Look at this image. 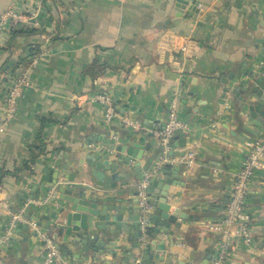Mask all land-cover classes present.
I'll use <instances>...</instances> for the list:
<instances>
[{"label": "crops", "instance_id": "0c3cea01", "mask_svg": "<svg viewBox=\"0 0 264 264\" xmlns=\"http://www.w3.org/2000/svg\"><path fill=\"white\" fill-rule=\"evenodd\" d=\"M25 2L33 0H0V14ZM200 2L192 13L191 0H43L45 27L16 29L0 47V77L23 68L28 80L10 121L0 103V238L13 213L24 218L1 241L0 264H39L43 232L71 264H134L139 252L145 264H264V166L249 185L253 243L234 237L224 251L213 229L227 215L246 141L264 136V108L256 109L253 92L264 86V0ZM176 91L188 127L164 152L153 132L166 123ZM97 92L130 123L107 121L91 99ZM134 145V161L110 168ZM89 153L101 164L100 185L77 171ZM150 173L147 194L168 187L180 225L149 221L148 205L143 245L129 218L136 208L137 223L144 214L138 186ZM61 185L96 194L110 216L106 227L97 229L94 217L78 242L65 239L57 226Z\"/></svg>", "mask_w": 264, "mask_h": 264}, {"label": "built area", "instance_id": "2783aa9c", "mask_svg": "<svg viewBox=\"0 0 264 264\" xmlns=\"http://www.w3.org/2000/svg\"><path fill=\"white\" fill-rule=\"evenodd\" d=\"M29 3L30 2H25L18 7H9L0 14V47L6 44L7 40L11 37L12 32L16 29H43L45 27V24L40 17L43 0H33L31 5H29ZM197 7L198 9H201L202 7L200 0ZM180 49L184 50L185 48L184 46H181ZM260 66L264 69V58L261 60ZM27 83V72L23 68L13 69L10 67L5 69L1 74L0 103L4 108L6 121H10L15 116L18 110L22 90ZM91 99L102 105L104 117L107 121H111L115 117L120 116L122 121L130 123L126 116H122L117 112L112 99L106 93H94L91 96ZM178 100V92L176 91L172 94L169 102L166 123L153 132V135L157 138V141L164 152L170 148L174 134L179 131H184L188 127V124L179 115L177 109ZM245 145L247 153L241 161L231 187L229 200L227 202V215L217 224L213 225V229L222 234V246L224 251L231 246L234 237H240L243 243L247 246L253 243L251 230L252 218L249 210L248 194L252 176L256 169L264 166V136L250 138L246 141ZM186 156V161L188 163L194 162L195 152H189ZM150 176L151 173L143 179L138 186L139 204L144 212V214L140 216L138 222L141 232L140 240H142L143 245H146L145 240L148 235L145 214L148 210L146 195ZM23 220L24 218L20 212L13 213L6 234L0 238V243L2 240L7 239L13 234L16 222ZM41 236L43 240L40 245L39 264H71L58 247H56L53 239L47 232H43ZM133 263L145 264L141 252L135 255ZM218 264H220V262Z\"/></svg>", "mask_w": 264, "mask_h": 264}, {"label": "water", "instance_id": "95a60500", "mask_svg": "<svg viewBox=\"0 0 264 264\" xmlns=\"http://www.w3.org/2000/svg\"><path fill=\"white\" fill-rule=\"evenodd\" d=\"M198 3L199 0H191V3L188 5V11L192 13L197 12ZM183 5L184 3L179 2L177 6V10L181 12ZM253 92L256 93L258 96L259 103L258 105H256V109H258L260 106L264 108L263 83L260 82L257 85H255ZM178 134L183 135V133H178ZM133 147H135V145L132 147L130 146L126 147L127 156L124 159L118 160V162L114 164L112 163L110 168L113 169L118 168L119 163H126L130 160L134 161L137 156V153H135V151L131 149ZM93 154L89 153L86 156V159L84 161L87 163V166L86 167L80 166L77 171L80 174L83 173L84 175H87L89 179H94V178L99 179L98 185H100V178L102 177V173L98 172V170L101 164L99 162L92 160V157L94 156ZM112 176L115 180L118 179L114 176L113 173ZM66 178H68L69 181H73L75 177L74 175H67ZM167 183L170 185L171 182H167ZM48 185H52V181H49ZM147 188L149 192V187ZM167 188H164L163 190H159L158 193L160 195L156 197H151L150 194H147L146 197V203L150 206H153L152 210L149 209L148 211L150 212L148 215V220L149 221L160 220L162 222L161 224L164 225V228H168L169 225L172 223H174L175 225H180V223L177 222V217L180 214L179 208L175 207L174 209H171L170 201H168L167 198V192H168ZM59 191L61 193L60 199H62L64 203L57 209V212H59L58 215L59 221L57 223V226L63 229L65 239L67 237H71L73 238L74 242H78L76 237H80L83 234V230L86 229L88 225H91V220L94 217H98L97 226H96L97 229L105 228L108 222H110L109 221L110 216L107 213H105L106 212L105 209L97 207L98 205L97 195L94 194L93 192L87 193L86 187L79 186L74 190H70L67 185H61ZM155 211L158 213H156ZM138 213H139V208H136L135 213H133L129 218L132 221V226H133V231L131 233V236L135 240H137L139 234V225L137 223V219L139 217ZM56 214L57 213L55 212L53 218L56 217ZM122 217H123V211L120 210L119 213L115 215L114 219L111 222L116 225L118 221L121 222ZM180 217L184 218L185 216L180 215ZM136 245L137 243H135V246Z\"/></svg>", "mask_w": 264, "mask_h": 264}, {"label": "trees", "instance_id": "16d2710c", "mask_svg": "<svg viewBox=\"0 0 264 264\" xmlns=\"http://www.w3.org/2000/svg\"><path fill=\"white\" fill-rule=\"evenodd\" d=\"M15 31L16 30H14L13 32H15ZM36 155H37V153L35 151H33V149H32V154H31V159L30 160H33Z\"/></svg>", "mask_w": 264, "mask_h": 264}]
</instances>
